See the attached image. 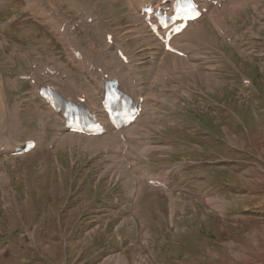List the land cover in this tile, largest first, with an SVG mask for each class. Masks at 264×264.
<instances>
[{
    "label": "rangeland",
    "instance_id": "obj_1",
    "mask_svg": "<svg viewBox=\"0 0 264 264\" xmlns=\"http://www.w3.org/2000/svg\"><path fill=\"white\" fill-rule=\"evenodd\" d=\"M94 4L107 24L116 19V29L127 25L119 34L129 35L134 21L126 17L125 0H0L3 71L29 74L26 54L46 60L48 50L68 63L62 42L39 16L60 10L80 26L77 17ZM243 11L245 20L234 13L236 19L227 18V39L206 21L202 47L214 49V43L231 59L205 58L203 51L202 69L191 74L163 77L162 68L146 64V46L128 39L151 106L138 126L141 145L128 160L102 148L91 154L75 139H53L59 130L52 125L34 154L16 161L0 154V264H264V3ZM14 18L15 24L6 23ZM83 23L78 37L100 29L98 22ZM95 35L80 43L94 42ZM237 36L240 43H232ZM48 58L47 65H32L43 72L53 67ZM108 61L126 66L117 57ZM20 88L31 92L22 82ZM33 106L40 107L35 101L22 116H7L1 137L19 142L37 134ZM126 163L138 165L136 175L122 167ZM163 176L169 190L147 184Z\"/></svg>",
    "mask_w": 264,
    "mask_h": 264
},
{
    "label": "bare ground",
    "instance_id": "obj_2",
    "mask_svg": "<svg viewBox=\"0 0 264 264\" xmlns=\"http://www.w3.org/2000/svg\"><path fill=\"white\" fill-rule=\"evenodd\" d=\"M127 2H128V6L130 8L129 9L130 10V13H131L130 14V17L132 19L139 20L140 17H141V15L139 13L142 11V9H143V7L145 5L142 4V1L141 0H127ZM158 5H159V3H156V6H158ZM244 6L245 5H242L241 4V1L231 0V4L228 7H223V6H221L220 8L218 6L217 7H214L215 11L212 14H206V15H204L201 18L200 21L191 24L187 28V30L183 33L182 36L176 37V39H175L176 47L179 50H181L182 52H184L185 54H187V58H189V55L188 54L190 53V49L193 47V45L196 44L195 43L196 40L197 41H200V42H202V40H203V35H202V32H201V29H202V22L205 21L206 18H209L210 19V22L209 23H210L211 27H213V28L217 27V28H219L218 30L219 31H223L226 36H230L229 33L225 30V28H223L224 27V24H223L222 17L228 16V15H230V13L232 14L234 12H238L239 10L242 11V9L244 8ZM94 11H97V10L94 9ZM86 15H87V18L88 17H91V18H94L95 19V16L93 14H91L90 9H88V11H86ZM99 19H100L101 23L102 22L105 23L104 18H99ZM61 26L62 25L59 26L58 36H59L60 41L63 43V46L67 49V52H66L67 56H69L71 58V60H72V62L70 61V64H71V66H75L81 73L83 71L84 77L87 79L88 83L91 84L94 87V90H95L94 93L91 90H89V89H86L85 90L84 88L87 87V86L83 82V79H80L78 77H72L71 74H70L69 68L67 66H63L61 63H59L60 62V59H55L54 58V55L53 56H50V57H52V60H53V67H45V69L42 72V68L43 67H40L39 68V67L36 66L34 69H32L33 72H31V74L32 73L33 74L31 76L32 77L31 80L32 79H35L37 81L38 80L39 81H42L40 78L43 76L46 68H51V70L54 71L56 74L53 77H51V76H45L44 79H50L51 85L54 86V87H56V88H58L65 97H67V98H69L71 100H75L77 98H81L82 95L85 92L87 94V97H88L87 104L100 117H103V115H101V112L97 109L96 101H100L102 99L101 94H102V90L103 89H102L101 80H103V78H104L105 75H107L108 78H109V76L110 77H118V78H120L121 79V82H122V85L126 89H128L127 90L128 92H132L138 98H142L141 97L142 93H141L140 89L138 90V88H139V86H138V80L135 79V77H134L135 73L137 75V72H136L135 62L132 59V57H130L131 54L127 58L129 63L126 64V66L124 68L119 69L115 65L109 64V61L108 60L109 59H114L116 57V55H115L114 52H112V50L114 49V46H110V45L105 44L106 38H104V33H101V32L100 33H97L95 35V41L92 42V43H89V44H87V43H79V42L73 41L72 39L67 40L66 36L68 34L70 35V33L65 28L66 33L65 34H61L60 33ZM134 27H136V26H134ZM106 30H109L111 32L110 29H106ZM135 32L136 33L137 32L139 33V36L137 38H141L144 42H147V43L152 44L153 45V48H158L161 51L160 54L163 55V57L160 59V62L163 65L162 73L166 74V72L168 70L169 71H174V70L179 69L184 74V71L183 70H185L188 73H192V72H195V70H197L193 66H188L187 64H184V63L187 62L186 59H183L182 57H179L177 55L168 54V53L164 52L160 48V45L157 42V40L155 39V37H153L148 32V30H147V28H146V26H145V24L143 22H140L139 23V28L137 30L135 29ZM204 34H205V32H204ZM114 36H115V39L118 41L116 35H114ZM98 43H102V45L99 46ZM69 48L72 51H84L85 52V55H86V56H84V61L83 62L76 61L75 58H74V55L72 54V52L70 51ZM121 50H123V49H121ZM192 52H193V48H192ZM89 57H91V61L92 62H95V63H98V64L101 63L100 66H95L96 71L94 73H90L88 71V69H86V67L84 65L85 60H88ZM158 57L159 56H157V59H158ZM130 62L132 64H130ZM171 62H173V65L170 64ZM175 63H179L180 64V66L178 65L179 68L176 66ZM152 66H154V65H152ZM105 67H106V69H107L108 72L105 70ZM132 67L134 68L135 72L128 73V69L129 68H132ZM99 69H101L102 71L101 72H98ZM37 70L40 71V74L39 75H36V71ZM157 70H158V68H157ZM65 73L67 74V76H64ZM154 74H155V72H154ZM163 77H165V75H163ZM245 80H247V79L245 78ZM18 81L19 80L17 79V84H18ZM39 86L40 85H38L37 88ZM16 90H18V89H16ZM33 98H37L38 99V96H37V94H36V92H35L34 89H33ZM84 98L86 99V97H84ZM156 98H157V96H156ZM156 101H158V99H156ZM158 102H162V101H158ZM27 103H28V101L26 100V103L25 104H27ZM152 103H153V100H152ZM155 104H156V102H155ZM40 105L41 106H44L41 102H40ZM146 105H147V102L144 99V109H143V112H142L140 118L135 122V124L133 126H131L127 130L126 133H124V132H119V133L118 132H115V131L112 130V128L109 125H107V133L105 135H103L102 137H99V138H87V137H82V136H77V135L70 134L63 127L62 132L65 133L66 135H64L62 137V141L68 140V139H72V140L75 139V140H77L79 142L78 144H80L82 147L84 146L83 149H88V151L91 154H93L94 152H96L97 150H99L101 148L104 149L106 152L111 148L112 149V152L125 151L124 154L127 155L128 152H129L130 144L136 143V142H133L131 140L132 139V132L131 131L133 129H135V127L139 124V122L141 120V117L146 113V111H147L146 110ZM15 106L20 107L21 105L18 104V105H15ZM149 107H151V106H149ZM45 111L46 112L43 115L42 114H39V117H42L43 116L42 118L43 119H46V120H44L45 121L44 122V128H47L48 122L52 118H55L57 120H60L61 119L58 115H56L55 113L49 111L47 107H45ZM2 112H3V110H2V108H0V114ZM36 122H37V120H36ZM40 125H41V127H43V123L42 122L40 123ZM0 135H1V130H0ZM33 140L36 141L37 145H36V148L34 149V151L31 152V153L36 152L40 148L41 142L43 140V134L42 133L35 134L33 136ZM56 142H59V140H57ZM21 145L22 144L13 146L12 147V150H11V147H9L8 145L5 146V147H1L2 145H0V151L2 150V151H4V153H6V152L13 153V151L16 148H18L19 146H21ZM126 173L127 172L125 170H122V174L125 175ZM151 180L152 181L159 182V183H162V185L166 187V185H165V181L166 180L165 179H153V178H148L147 179L148 182L151 181ZM159 189H161V188H158V190ZM132 190H133V187L130 189V192Z\"/></svg>",
    "mask_w": 264,
    "mask_h": 264
}]
</instances>
